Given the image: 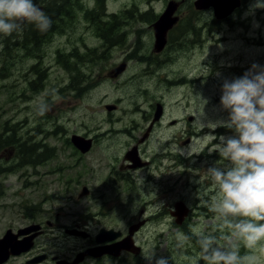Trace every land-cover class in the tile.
Returning a JSON list of instances; mask_svg holds the SVG:
<instances>
[{"label": "rangeland", "instance_id": "374dc122", "mask_svg": "<svg viewBox=\"0 0 264 264\" xmlns=\"http://www.w3.org/2000/svg\"><path fill=\"white\" fill-rule=\"evenodd\" d=\"M195 1L35 0L44 12L45 2L47 8L50 2L65 4L71 18L65 29L62 19L49 36L33 25H25L22 35L0 36V228L21 225L32 214L49 218L57 210L66 215L71 235H80L72 228L83 218L98 237L100 225L128 230L143 211L149 221L136 235L137 245L155 246L157 258L169 264H203L198 237L208 233L234 247L241 264H247L245 257L264 264V241L246 247L223 217L200 204L218 192L207 170L226 163L212 147L220 137L235 135L214 126L229 116L220 103L223 82L242 77L254 64L264 66V8H254L251 0L230 23L218 25L213 11L194 8ZM171 2L178 5L173 17L182 20L164 52H157L158 20L145 18L159 19ZM194 18L190 32L188 20ZM113 25L120 33L108 35ZM7 59L13 65L4 69ZM158 105L162 125L141 150L152 162L148 178L138 172L112 188L109 163H123L126 142L144 135ZM80 135L103 137L83 152L72 142ZM9 136L14 140L5 144ZM31 152L35 157L26 156ZM108 199L110 211L104 210ZM177 202L190 210L180 224L168 215ZM101 211L108 216H99ZM176 233L188 238L183 254L175 249ZM79 242L70 238V247Z\"/></svg>", "mask_w": 264, "mask_h": 264}, {"label": "clouds", "instance_id": "9594fccd", "mask_svg": "<svg viewBox=\"0 0 264 264\" xmlns=\"http://www.w3.org/2000/svg\"><path fill=\"white\" fill-rule=\"evenodd\" d=\"M253 7L264 8V0H255ZM25 25L46 33L52 20L35 0H0V36L22 35ZM220 103L229 116L214 126L232 129L235 135L220 137L212 147L226 163L207 170L218 192L200 204L223 217L232 236L255 248L264 241V66L254 64L242 77L225 80ZM173 239L175 249L183 254L188 238L176 233ZM220 239L212 233L199 235L203 264H241L238 251L222 245ZM142 255L148 264H169L166 257L157 258L155 246L142 248ZM243 259L255 264L253 257Z\"/></svg>", "mask_w": 264, "mask_h": 264}, {"label": "flooded vegetation", "instance_id": "af4514ba", "mask_svg": "<svg viewBox=\"0 0 264 264\" xmlns=\"http://www.w3.org/2000/svg\"><path fill=\"white\" fill-rule=\"evenodd\" d=\"M250 1L251 0H239L240 6L224 19L216 18L215 10L212 6L205 10L209 12L213 11L215 17L214 22L218 25L222 23L227 24L231 22V17L237 12L238 14L242 12L240 10L247 7ZM195 2H197V0ZM195 2L194 8H196ZM188 4L193 6V2H189ZM178 17L176 20L178 23L176 22L167 33V43L162 50L163 52L169 42L171 31L182 20L181 16ZM190 23V32H193V27L196 24L195 18L190 20ZM105 40H107V38ZM226 72H228V70H226ZM113 73L114 71H111V76L114 75ZM228 74L230 75V72H228ZM163 116L164 115H161L159 120L154 124L153 120L155 117H152L151 123L148 126L149 129L147 128V131L142 137H134V139H129L126 142L123 163L118 165L109 163L107 178L110 179L112 188H114L115 184L119 181L128 182L131 179H135L133 175L138 172L146 173L148 178L149 168L152 162L144 158L141 154V150L150 143L155 133L158 132V128L162 125ZM190 121H193L192 116ZM136 129H140V127ZM125 133L127 132L125 131ZM80 137L85 139L84 142L90 140L92 150L98 144V140L103 136L85 137L80 135ZM192 138H194V135ZM190 140L192 139L189 138L188 141L190 142ZM78 152L81 153L79 150ZM131 152H133L136 157L135 161L130 158ZM89 195L91 196L92 194L89 193ZM107 202L108 203L104 204V210L110 211V204L112 201L108 199ZM177 204L178 202L175 203L174 210H172V208L169 209L168 215L174 217L173 213L176 212ZM55 211L49 213V218L37 220L32 214L26 217L24 220L25 223L21 225H10L0 228V264H70L78 257L82 259L79 264H104L108 262L125 264L129 259L140 260L144 257L142 255V248L137 245L136 241V235L145 228L149 221V219L143 218V211L136 217V220H138L136 223H132L133 221L131 222L128 226V230L124 229V231H121L116 230L113 226L100 225L98 232L101 233L104 231L102 233L103 236H109L110 234H106L105 232L110 231H113L111 235L119 234V237L114 240H107L100 243L97 241L98 237L95 231H92L91 228L83 222V218L79 219L78 223H75L72 228L74 230H79L81 232L80 235H71L70 224L68 223L66 215H61L59 212ZM189 214L190 213H188V215ZM99 216L106 217L108 213L106 211H101ZM80 222L83 224H80ZM176 224H180V222L176 221ZM70 238L77 239L80 242L70 247Z\"/></svg>", "mask_w": 264, "mask_h": 264}, {"label": "water", "instance_id": "95a60500", "mask_svg": "<svg viewBox=\"0 0 264 264\" xmlns=\"http://www.w3.org/2000/svg\"><path fill=\"white\" fill-rule=\"evenodd\" d=\"M195 5L198 9H206V8L212 6V7H214L216 18L224 19V18L228 17L229 15H231L234 12V10L240 6V2H239V0L238 1L237 0H197ZM177 7H178V5L176 3H174V2L169 3L166 12L154 24L155 39H156L155 49L157 52H161L164 49V47L167 43V33L176 23L177 18L173 17V15L176 12ZM161 115H162V108L160 105H158L156 115H155V118L153 120V124L159 120ZM72 142L75 145V147H77L78 149H80L83 152L88 151L91 147L90 141H87L85 144L84 139H82L81 137H78V136H73ZM130 155H131L130 156L131 160L135 161L136 157H135L134 153L131 152ZM85 192H87V191L85 190ZM188 212H189L188 209L184 206L183 203H178L176 205V212L173 213V216L179 218V220L177 219V221L181 223V221L184 219V217H186L188 215ZM103 232H101V235L98 236L97 241L99 243L107 241V240H109V241L114 240L117 237H119V234H114V235L112 234L111 235V233L113 231L105 232L106 234H110L111 236L110 235L109 236H103L102 235ZM126 241H124V242H126ZM97 251H99V250H97ZM106 251H108V250H106ZM79 261H80V259L77 260L76 262H74L73 264H78Z\"/></svg>", "mask_w": 264, "mask_h": 264}, {"label": "trees", "instance_id": "16d2710c", "mask_svg": "<svg viewBox=\"0 0 264 264\" xmlns=\"http://www.w3.org/2000/svg\"><path fill=\"white\" fill-rule=\"evenodd\" d=\"M39 1H42V0H39ZM51 4H49L48 8H47V5H46V2L44 3V9H45V13L51 18L52 20V27L50 28V30H48L46 33L48 34V36L50 34H52L55 30L58 29V25L61 23L62 19H64V23L61 25L62 28L65 29V21L66 20H71V18L69 17V14H68V7L65 6V4L60 8L58 7L56 4H53V2H50ZM151 14V13H150ZM193 14H195L193 12ZM153 17H151L150 15L148 16V18H145L148 22L150 23H154L158 18H154V15L151 14ZM113 18V17H112ZM111 18V19H112ZM188 22L190 23V19L188 20ZM188 23V30L189 28H191V25ZM113 24V23H112ZM182 26V25H181ZM119 27V26H118ZM183 27V26H182ZM188 30H186L185 32H188ZM37 32V34L39 35H44V33H41L39 32L38 30L35 31ZM108 35H114V34H119L120 33V30H119V33L115 32V25H113L111 28H109L108 30ZM115 35V36H116ZM15 38V37H13ZM15 42V43H14ZM12 43V46H13V49L17 47V45L14 47L15 44H17V41L16 39L11 42ZM26 45V44H25ZM23 45V46H25ZM8 61V64L5 63V66H4V69H7L8 67L12 66V62L7 59ZM15 133H13L14 135ZM8 139H11V136H9L7 138V140L4 141L5 144H9V141ZM14 138L12 137L11 141H13ZM10 145H13V142H11ZM20 152V151H19ZM26 156L27 157H35V154L34 152H31L30 154L26 153ZM19 158H20V153H19ZM35 164V163H34Z\"/></svg>", "mask_w": 264, "mask_h": 264}]
</instances>
